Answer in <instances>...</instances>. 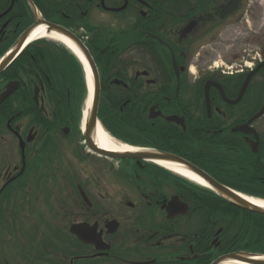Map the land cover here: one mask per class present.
Instances as JSON below:
<instances>
[{
	"label": "flooded vegetation",
	"instance_id": "af4514ba",
	"mask_svg": "<svg viewBox=\"0 0 264 264\" xmlns=\"http://www.w3.org/2000/svg\"><path fill=\"white\" fill-rule=\"evenodd\" d=\"M42 22L95 54L106 100L137 103L139 129L119 140L175 155L229 188L264 190V0H0V98L10 91L0 103V264L250 254L235 250L214 189L89 145L53 87L62 77L47 76L52 40L33 39Z\"/></svg>",
	"mask_w": 264,
	"mask_h": 264
},
{
	"label": "water",
	"instance_id": "95a60500",
	"mask_svg": "<svg viewBox=\"0 0 264 264\" xmlns=\"http://www.w3.org/2000/svg\"><path fill=\"white\" fill-rule=\"evenodd\" d=\"M40 26L45 27L48 33L56 32L59 35L72 41L76 45V47L83 53L91 69L94 93H93V98H92V104H91V107L88 113V117L86 119L85 136L88 140L89 145L94 150L98 151L99 153L112 156L114 158H134L138 160H148V161H153V162H156L159 160H165V161H172V162L178 163L182 165L183 167H185L186 169L192 171L194 174H196L201 179H203L211 189H214L218 193V195H220V197H222L228 203L240 209L264 215V208L247 201L243 197V194L241 192L235 191L223 184H220L217 181H214L204 172L190 165L189 163H186L185 161H183L182 159L178 158L175 155H172L169 153H163L157 150L138 149V148H135L131 151L116 152V151H112L109 149H105L97 145L95 141V133L97 131V126L99 123L98 112H99L100 93H101L99 71H98L97 65L92 55L90 54L89 50L85 46V44L76 35H74L73 33H71L70 31H68L67 29L61 26L48 24L46 22H42ZM6 66H7L6 62L0 65V73L4 70ZM9 92L10 91L2 95V97L0 98V103L9 94ZM155 116L156 115H151L150 118H155ZM169 120H172V118H169ZM173 204H177L179 205V207H182V208L183 206L188 208V205L180 203V200L178 198H175L172 200L170 205H173ZM184 210L185 211L175 213L172 216L175 217L179 214H186L187 211L186 209ZM225 261H237V262H241L244 264H264V255L236 252V253H231V254H228L226 256L219 258L213 264H221Z\"/></svg>",
	"mask_w": 264,
	"mask_h": 264
},
{
	"label": "trees",
	"instance_id": "16d2710c",
	"mask_svg": "<svg viewBox=\"0 0 264 264\" xmlns=\"http://www.w3.org/2000/svg\"><path fill=\"white\" fill-rule=\"evenodd\" d=\"M93 55L95 54L93 53ZM79 68L82 74L81 65ZM55 71L59 73L60 69L56 68ZM84 77L85 75L83 72L82 79L80 75V83L78 84V87H80L81 103L87 91ZM105 103L107 104V106H109V104L112 106L110 107V109L113 114L107 111L108 107L104 106ZM136 104V102L129 103L127 107H123V110H121L120 106L122 105V103L119 104L117 102L108 101L103 103L101 102L99 118L114 135L121 139H124L125 133H128V131L139 129L138 127L141 120L137 117L135 112H133L137 109ZM63 106L64 109H69L71 105L65 100V102H63ZM236 189L249 195L264 198V193L262 191L252 190L251 187L247 188L244 184ZM218 200L219 202L215 205L224 207L225 212L231 215L235 223L234 240H236L237 243L235 246V250L252 251L264 254V215L237 208L233 205L228 204L222 198ZM211 204L214 203L211 202L209 205ZM230 225L232 224L230 223L229 227Z\"/></svg>",
	"mask_w": 264,
	"mask_h": 264
},
{
	"label": "rangeland",
	"instance_id": "374dc122",
	"mask_svg": "<svg viewBox=\"0 0 264 264\" xmlns=\"http://www.w3.org/2000/svg\"><path fill=\"white\" fill-rule=\"evenodd\" d=\"M52 40V39H50ZM59 46L63 47L64 45L58 42H55V40H52V43H50V48L49 50H45L46 56H47V66H54L56 70V68L60 69V72L57 73L56 71L54 72L52 69H48L46 70L47 76L50 77L51 79H53V75L56 76H60L62 77L61 82L55 83L53 84V87L56 89V91L58 92L57 96H60L59 100L62 99L63 102H65V100L67 102L70 103V107L69 109H65L67 111H70L71 113H73L74 117H78V122L80 121V124H82L84 121V110L86 108V104H87V99L89 97V87H88V81L85 78V84H86V95L83 98V101L81 103V95H80V87H78V84L80 83V75H81V79H82V75L84 72V75L86 76V72H85V67L84 65L81 63V59L79 60V58H77L76 55L72 54V52H70L67 47H65V49L67 51H69L68 53L72 54H66L64 55L62 50L59 49ZM87 47V46H86ZM87 49L89 50L90 54L92 55L91 50L87 47ZM65 51V50H64ZM93 56V55H92ZM70 57V58H68ZM46 61V60H45ZM59 64V65H58ZM80 65L82 68V74H81V70H80ZM45 71V69H41L40 73H43ZM52 75V76H51ZM100 86L101 83H100ZM10 87V86H9ZM106 86H102L101 88V93H100V97H101V101H100V105L101 102H110L109 100H106L105 98L107 97L106 93ZM111 91H114V88H111ZM110 98V97H109ZM104 100V101H103ZM114 102V101H111ZM120 104V102H117ZM92 104V103H91ZM105 107H108V112H111L110 107H112L110 104L109 106H107V104L105 103L104 105ZM64 108V106H63ZM113 114V113H112ZM264 193V190L259 189ZM119 200V197L114 196V200H113V204H115L117 201ZM230 219V223L232 225H230V229L232 228V231H234L235 229V223L233 221V218H229ZM229 223V224H230Z\"/></svg>",
	"mask_w": 264,
	"mask_h": 264
},
{
	"label": "bare ground",
	"instance_id": "6f19581e",
	"mask_svg": "<svg viewBox=\"0 0 264 264\" xmlns=\"http://www.w3.org/2000/svg\"><path fill=\"white\" fill-rule=\"evenodd\" d=\"M39 36L47 37L49 39L57 40V41H60V42L67 44L72 49V51H74V53L77 54L78 57L83 62L84 67L86 69L87 81H88V87H89V97L87 99L86 108L84 110V122H85V118L88 117V112H89V109H90V106L92 103V98H93V93H94L92 73H91V69L87 63V60L85 59V56L76 47V45L72 41H70L69 39H67L61 35H59L56 32H51L49 34L45 27H40L39 29H37V31L33 35V39L37 38ZM95 141H96L97 145H99L105 149H109V150L116 151V152H125V151H131V150L135 149L132 146L121 144L118 141H116L114 138H112L109 135V133L105 130V128L101 125V123H99L97 126V131L95 133ZM156 163H158L159 165L165 166L166 168L173 171L174 173L181 175L182 177H184V178H186L192 182H195L200 186L208 187L207 183L203 179H201L196 174H194L192 171L184 168L183 166H181L178 163H175L172 161H165V160H159V161H156ZM243 197L247 201H249L250 203H253L255 205H258V206H261L264 208V199H261V198L255 197V196H250L247 194H245V195L243 194ZM257 259H259V258H257ZM221 264H244V263L237 262V261H225Z\"/></svg>",
	"mask_w": 264,
	"mask_h": 264
}]
</instances>
